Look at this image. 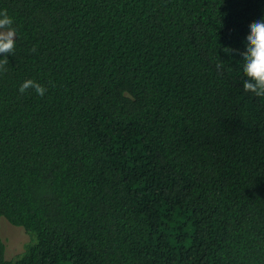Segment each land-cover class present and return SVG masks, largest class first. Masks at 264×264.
Masks as SVG:
<instances>
[{
  "label": "trees",
  "instance_id": "obj_1",
  "mask_svg": "<svg viewBox=\"0 0 264 264\" xmlns=\"http://www.w3.org/2000/svg\"><path fill=\"white\" fill-rule=\"evenodd\" d=\"M5 9L0 264H264V98L241 55L264 0ZM2 217L32 235L12 259Z\"/></svg>",
  "mask_w": 264,
  "mask_h": 264
},
{
  "label": "clouds",
  "instance_id": "obj_2",
  "mask_svg": "<svg viewBox=\"0 0 264 264\" xmlns=\"http://www.w3.org/2000/svg\"><path fill=\"white\" fill-rule=\"evenodd\" d=\"M250 33L246 37V51L242 52L244 66L243 72L246 79L243 82L245 92H250L256 97L264 98V19L255 21L249 25ZM17 29L14 27V19L7 10H0V72H6L9 63V54L14 55L16 48ZM32 52L36 51L34 47ZM221 65H217L220 68ZM28 90L34 91L43 97L47 87L34 79L25 80L19 91L21 94Z\"/></svg>",
  "mask_w": 264,
  "mask_h": 264
},
{
  "label": "rangeland",
  "instance_id": "obj_3",
  "mask_svg": "<svg viewBox=\"0 0 264 264\" xmlns=\"http://www.w3.org/2000/svg\"><path fill=\"white\" fill-rule=\"evenodd\" d=\"M1 236L6 244L8 259L20 254L32 240V235L24 227L13 225L4 217L1 218Z\"/></svg>",
  "mask_w": 264,
  "mask_h": 264
}]
</instances>
